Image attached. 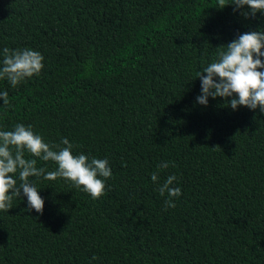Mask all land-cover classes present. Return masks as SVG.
<instances>
[{"label":"trees","instance_id":"1","mask_svg":"<svg viewBox=\"0 0 264 264\" xmlns=\"http://www.w3.org/2000/svg\"><path fill=\"white\" fill-rule=\"evenodd\" d=\"M216 7L0 0V65L4 48L44 57L38 76L0 80V130L31 125L61 147L67 138L74 155L107 159L112 171L99 199L63 178H31L43 214L26 197L0 211V264H264V113L196 102L218 47L264 29V13ZM169 175L182 194L165 210L157 189Z\"/></svg>","mask_w":264,"mask_h":264},{"label":"clouds","instance_id":"2","mask_svg":"<svg viewBox=\"0 0 264 264\" xmlns=\"http://www.w3.org/2000/svg\"><path fill=\"white\" fill-rule=\"evenodd\" d=\"M229 4L234 11L244 10L247 6V10L241 11L246 19L264 13V0H231V3L218 0L219 7L216 8L223 9ZM218 48V59L198 74L201 94L196 102L207 106L209 97H219L224 98L225 106L233 110L244 106L264 113V70H261L264 69V60L261 59L264 57V29L239 34L236 39ZM43 60L38 51L4 48L0 80L7 79L12 87H16L26 79L38 76L44 67ZM0 100H3V105H9L6 91L0 92ZM61 145L63 147L46 143L33 132L31 125L17 123L11 131L0 130V211L9 212L14 199L26 197L27 210L34 209L43 214L45 202L31 178L42 177L48 181L63 178L93 199L106 194L105 181L112 177L108 160L89 159L83 153L74 155V146L67 138L61 139ZM25 152L42 161L54 162L57 168L48 171L44 167H37V159L26 158ZM168 166V162L161 163L157 172L151 174V180L157 182L158 172ZM176 180L175 175H169L157 189L161 196L167 194L165 210L174 208L173 198L182 194L179 187H172Z\"/></svg>","mask_w":264,"mask_h":264}]
</instances>
